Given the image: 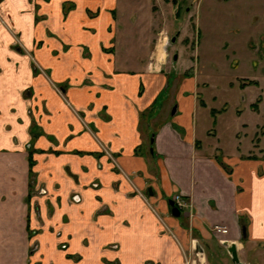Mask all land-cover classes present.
Wrapping results in <instances>:
<instances>
[{"label": "crops", "instance_id": "0c3cea01", "mask_svg": "<svg viewBox=\"0 0 264 264\" xmlns=\"http://www.w3.org/2000/svg\"><path fill=\"white\" fill-rule=\"evenodd\" d=\"M130 1H46L44 24L29 5L25 11L10 6L23 51L0 24V264H103V257L120 264H197L187 256L193 232L236 243L243 264L261 262L247 254L264 250V96L259 106L258 94L248 104L260 120L240 121L239 111L237 128L229 122L238 141L227 155L209 140L220 136L218 117L214 131L200 129L207 125L199 106L208 104L194 79L173 114L149 113L142 129V114L160 107L169 86L165 70H155L161 63H148L160 49L150 34L153 20H165L152 14L153 24L136 43L121 21ZM64 2L74 8L64 13ZM250 83L263 90L264 76ZM247 129L251 134L236 133ZM31 172L37 189L46 186L32 197ZM176 194L186 203L177 218L169 209ZM73 195L80 200L71 201ZM111 244L116 248L107 249Z\"/></svg>", "mask_w": 264, "mask_h": 264}, {"label": "rangeland", "instance_id": "374dc122", "mask_svg": "<svg viewBox=\"0 0 264 264\" xmlns=\"http://www.w3.org/2000/svg\"><path fill=\"white\" fill-rule=\"evenodd\" d=\"M21 1L24 2L23 5ZM46 1L50 0H0V24L12 36V46L15 49L23 51L24 46L20 34L10 23V8L18 6L21 11H25L28 10L26 5H29V9L35 12L36 21L44 24L46 13L44 14L42 7ZM62 7L63 12L66 13L73 9L74 5L71 2H64ZM124 11L125 13L121 14V21L124 30L131 35L132 39L141 40L149 26L154 23L150 34L154 35L155 43L160 44L159 51H163L164 54L159 56L158 52L157 59V56L152 53L147 59L149 65L152 63L155 65L156 61L161 63L160 69L158 67L154 69L165 70L163 73L166 79L165 86L169 84L168 89L165 88L160 93V107L153 106L142 114V129L146 127L149 113L159 112L162 117L173 114L176 111V103L180 102L182 89L186 84H192L194 79L200 84V101L204 99L208 104V108L199 106L198 117L202 121L204 116V122L207 125V128L200 126V129L214 131V118L218 117L217 124L221 121L220 136L209 140L216 142V145H219L222 152L227 155L228 150L233 148V142L238 141L235 136L232 138L229 134L231 132L229 122L236 124L237 128V113L241 111L240 114L243 115L240 121L260 120L252 111H249L248 104L252 97L258 94L259 100L256 104L259 106L262 101L260 94L264 96V89L261 90L260 86L250 83L251 80L261 81L264 76V3L257 5L252 0H151V2L131 0ZM156 11L165 21L167 19V23L165 21L160 23L159 18L152 23V14L157 15ZM110 29L112 31L111 27ZM166 35L169 36V41L165 46L163 37ZM173 36L177 37L174 43L171 40ZM139 39L135 42L137 43ZM133 45L131 49H135ZM164 48L168 49L167 59H165ZM138 51L143 58L144 50L139 48ZM175 53H180L177 61L173 59ZM135 57L131 59L134 58L133 61H135ZM42 71L39 70L43 75H48L46 70ZM203 84H207V88H202ZM63 86L68 87L67 83ZM210 108L215 109L213 116ZM222 109L225 110L222 112ZM251 132L252 129L236 130L239 136H243L244 133L251 134ZM261 133L260 129L253 138L256 147H260ZM243 146L242 142L238 153H244ZM223 155L220 152L216 153L220 162L224 161ZM44 188H46L45 185H40L37 189L36 176L32 175L31 197L39 195ZM51 233L57 234V231L52 230ZM192 235L197 239L193 251L191 249L187 256L194 259L197 264H233L222 242L225 240L222 235L215 233L207 239H201L195 232ZM90 239V237L86 238L85 245H90ZM37 245L35 243L32 250H36ZM110 248H116V245H108L107 249ZM201 248L204 249L202 254H200ZM247 256L249 260L259 256L264 264V250L259 249L257 252L250 250ZM74 258L82 257L74 256ZM107 259L103 257L102 263L120 264L118 260ZM258 262L259 259L255 263H261Z\"/></svg>", "mask_w": 264, "mask_h": 264}, {"label": "water", "instance_id": "95a60500", "mask_svg": "<svg viewBox=\"0 0 264 264\" xmlns=\"http://www.w3.org/2000/svg\"><path fill=\"white\" fill-rule=\"evenodd\" d=\"M176 39H177V37L173 36L172 39H171L172 43H174L176 41ZM177 58H178V55L175 54L174 60H177ZM173 204L174 203L171 201L170 202V206H173ZM171 213H172L173 216L179 217L181 215V210L179 208H177V207H173ZM223 244L226 247L227 252L231 256L232 263L233 264H243V262L240 260L239 253H238V248H237L236 243H234V242L229 243L227 240H225V241H223Z\"/></svg>", "mask_w": 264, "mask_h": 264}, {"label": "flooded vegetation", "instance_id": "af4514ba", "mask_svg": "<svg viewBox=\"0 0 264 264\" xmlns=\"http://www.w3.org/2000/svg\"><path fill=\"white\" fill-rule=\"evenodd\" d=\"M105 155H107V156H109V157H112V154L111 153H109L108 151H105ZM33 163H34V161H33ZM34 165V164H33ZM32 175H34V177L36 176V173L35 172H32L31 173ZM30 184H31V179H30ZM95 186H97V184H94ZM42 192V191H41ZM149 192L150 193H152V189H150L149 190ZM176 195H179L180 197H181V200H182V202H183V206H179L177 203H176V201L174 200V197L176 196ZM176 195H174L173 197H172V199H170L169 200V209H170V214L172 215V213H171V211H172V208L173 207H177V208H179L180 210H181V215L180 216H182L183 215V213H184V209H185V207H186V203H185V201L183 200V198H182V196L180 195V194H176ZM80 200V197L78 196V195H73L72 197H71V201H79ZM173 202L174 204H173V206H170V202ZM173 216V215H172ZM179 216V217H180ZM175 217V216H174ZM177 218V217H176ZM225 241V240H224ZM223 242V241H222ZM66 247H67V244H61V249H66Z\"/></svg>", "mask_w": 264, "mask_h": 264}, {"label": "built area", "instance_id": "2783aa9c", "mask_svg": "<svg viewBox=\"0 0 264 264\" xmlns=\"http://www.w3.org/2000/svg\"><path fill=\"white\" fill-rule=\"evenodd\" d=\"M162 38V37H161ZM163 40L165 41V46L168 44V41H169V36H164L163 37ZM174 200L176 201V203L179 205V206H183V202H182V200H181V197L179 196V195H176L175 197H174ZM216 229V231L217 232H219V233H222V234H225L226 232H227V230H226V228H221V227H216L215 228Z\"/></svg>", "mask_w": 264, "mask_h": 264}, {"label": "trees", "instance_id": "16d2710c", "mask_svg": "<svg viewBox=\"0 0 264 264\" xmlns=\"http://www.w3.org/2000/svg\"><path fill=\"white\" fill-rule=\"evenodd\" d=\"M34 163H33V160L30 158V165L32 166ZM32 173V172H31Z\"/></svg>", "mask_w": 264, "mask_h": 264}, {"label": "bare ground", "instance_id": "6f19581e", "mask_svg": "<svg viewBox=\"0 0 264 264\" xmlns=\"http://www.w3.org/2000/svg\"><path fill=\"white\" fill-rule=\"evenodd\" d=\"M163 55V52L162 51H159V56H162ZM159 58V57H158Z\"/></svg>", "mask_w": 264, "mask_h": 264}]
</instances>
